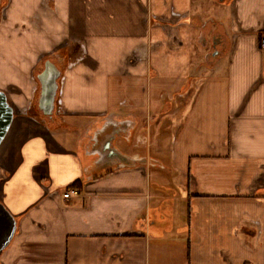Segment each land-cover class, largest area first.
Masks as SVG:
<instances>
[{
    "label": "crops",
    "instance_id": "0c3cea01",
    "mask_svg": "<svg viewBox=\"0 0 264 264\" xmlns=\"http://www.w3.org/2000/svg\"><path fill=\"white\" fill-rule=\"evenodd\" d=\"M3 15L0 32L40 47L0 58L23 107L0 145L16 222L0 264H264V0H8ZM58 48L78 51L63 112L30 115L31 73ZM163 113L165 170L148 159ZM112 134L132 163L106 162Z\"/></svg>",
    "mask_w": 264,
    "mask_h": 264
},
{
    "label": "rangeland",
    "instance_id": "374dc122",
    "mask_svg": "<svg viewBox=\"0 0 264 264\" xmlns=\"http://www.w3.org/2000/svg\"><path fill=\"white\" fill-rule=\"evenodd\" d=\"M7 3H8V0H3L0 4V21L4 19L3 10H4V6ZM19 32H20L19 29H15L12 31L9 30L8 32H6V30H3L0 32V58L4 60L3 62L9 63L11 60V61L19 62L23 64L29 58L30 59L32 58V54L36 50H39L38 47L40 46L39 45L37 46L35 43V40H37L36 39L37 37L35 34H33L32 32L30 33L23 32L22 34H20ZM25 43H26V46L24 47ZM77 52L78 51L76 50V48L64 49V51L62 48H58L55 50H51L47 53L41 54L39 57L40 58L39 64L35 66V68L33 69L31 73L32 79L39 84L37 75L43 69L45 60L47 59L52 60L53 62H55L57 67L61 70L62 67H65L66 65H68L69 62L73 61ZM62 56H64L65 60L66 61L68 60V62H65V60L60 59ZM3 62L0 63V70H5L4 68L5 64ZM36 90H37L36 94L37 93L39 94L40 87ZM38 94L32 99V103H31L32 106L28 110H29L30 115L42 117L43 113L38 106V99H39ZM7 95L9 97L8 98L9 102L13 105L14 111L19 112L20 110L23 109V107L21 106L19 107L15 103V101H13L12 93L10 90H7ZM167 118H168V114H165V113L159 114L158 129L155 131V135L153 134V137H152L154 138L153 142H155L151 146V154L153 155L150 154L148 157L150 165H152V167L159 168L161 170H165L164 168L169 167L167 164L168 161L166 160L167 145L165 144V139H166L167 131L169 128V124L167 123V120L169 119ZM141 135H142V138H144L143 133ZM156 178L159 180L160 176L156 175ZM162 180L164 181V179ZM178 193H182L181 189L179 188H178Z\"/></svg>",
    "mask_w": 264,
    "mask_h": 264
},
{
    "label": "water",
    "instance_id": "95a60500",
    "mask_svg": "<svg viewBox=\"0 0 264 264\" xmlns=\"http://www.w3.org/2000/svg\"><path fill=\"white\" fill-rule=\"evenodd\" d=\"M61 76V70L55 62L50 59L45 60L43 69L37 77L40 83V95L38 106L46 115H52L55 106V99L58 90V79ZM14 119V108L9 102L7 93L0 88V145L6 137ZM113 134L108 137L104 144V150L107 152L106 162L129 164L131 158L121 153L113 145ZM16 229V222L13 216L8 212L5 206L0 202V251L5 248L12 239Z\"/></svg>",
    "mask_w": 264,
    "mask_h": 264
},
{
    "label": "built area",
    "instance_id": "2783aa9c",
    "mask_svg": "<svg viewBox=\"0 0 264 264\" xmlns=\"http://www.w3.org/2000/svg\"><path fill=\"white\" fill-rule=\"evenodd\" d=\"M260 49L264 52V37H262L260 39ZM54 111L57 114H60V113L63 112V110H62V103H61V99L60 98H57V100H55ZM71 193L77 194L78 193V189L72 188L69 191L65 192L64 193V196L65 197H68Z\"/></svg>",
    "mask_w": 264,
    "mask_h": 264
},
{
    "label": "bare ground",
    "instance_id": "6f19581e",
    "mask_svg": "<svg viewBox=\"0 0 264 264\" xmlns=\"http://www.w3.org/2000/svg\"><path fill=\"white\" fill-rule=\"evenodd\" d=\"M40 84V83H39ZM40 87V86H39Z\"/></svg>",
    "mask_w": 264,
    "mask_h": 264
}]
</instances>
